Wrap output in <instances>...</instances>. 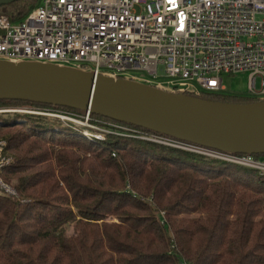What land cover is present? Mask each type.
I'll use <instances>...</instances> for the list:
<instances>
[{
	"label": "trees",
	"instance_id": "obj_1",
	"mask_svg": "<svg viewBox=\"0 0 264 264\" xmlns=\"http://www.w3.org/2000/svg\"><path fill=\"white\" fill-rule=\"evenodd\" d=\"M37 2L3 5L0 17L18 23ZM222 93L190 96L261 101ZM5 108L85 115L0 100ZM89 122L108 131L104 141L57 117L0 113L2 156L11 157L0 180L16 192L0 189V264H264L263 176L106 126L145 129L92 114Z\"/></svg>",
	"mask_w": 264,
	"mask_h": 264
},
{
	"label": "built area",
	"instance_id": "obj_2",
	"mask_svg": "<svg viewBox=\"0 0 264 264\" xmlns=\"http://www.w3.org/2000/svg\"><path fill=\"white\" fill-rule=\"evenodd\" d=\"M0 60L67 67L192 96L222 93V74L246 73L247 96L264 100V0H41L18 23L0 17ZM161 76L165 85L153 83ZM100 129L103 135H82L104 141L108 131ZM132 131L140 140L264 177V155L224 154ZM3 146L0 141V168L7 161ZM0 189L14 194L1 180Z\"/></svg>",
	"mask_w": 264,
	"mask_h": 264
},
{
	"label": "water",
	"instance_id": "obj_3",
	"mask_svg": "<svg viewBox=\"0 0 264 264\" xmlns=\"http://www.w3.org/2000/svg\"><path fill=\"white\" fill-rule=\"evenodd\" d=\"M21 0H0V7ZM0 100L85 112L230 155H264V100L207 101L82 70L0 60Z\"/></svg>",
	"mask_w": 264,
	"mask_h": 264
},
{
	"label": "rangeland",
	"instance_id": "obj_4",
	"mask_svg": "<svg viewBox=\"0 0 264 264\" xmlns=\"http://www.w3.org/2000/svg\"><path fill=\"white\" fill-rule=\"evenodd\" d=\"M40 1L41 0H38L37 3L39 4ZM135 73L136 74H140L142 76H147V74L144 73V72H135ZM147 78H149V76ZM167 81L168 80L165 77L161 76V77H158L155 81H153V83L159 82V83H162V84L165 85L167 83ZM221 84H222V86L224 88V91H223L222 94L235 95V96H247V74L246 73L222 74L221 75ZM3 112H17V113L27 112V113H35V114H41V115L42 114H44V115L50 114L49 116H51V117H54V115L65 116V117H68L71 120L65 121V119L61 120V118H59V117L58 118H59V120L62 121V123L68 124V125H70L72 127H75L77 133H79L83 138H85L82 135L83 132H86V133H90V132L93 133L94 132L96 135H98L97 133H100V134L103 133V131H100L101 129L99 127H96V125H92L89 121L86 122L85 121L86 117H84L82 114L68 113V112H65V111H60V113H58L57 111H53V112H49V111H35V110H32V109H27V108H5V109H0V113H3ZM46 112H48V113H46ZM93 124H95V123H93ZM107 124L108 125L106 127L108 129L115 130V131L118 130V131H116L117 134H122L124 136L133 137V131L132 130L131 131L130 130H120V128L116 127V125H114V124H111V123H107ZM120 131L122 133H120ZM143 134H142V132H138V134H136V135L137 136H144L145 134L144 135ZM101 135H103V134H101ZM5 160H7V161L4 163L3 166H6V165H8L11 162V157L7 156V157H5ZM231 171L233 173L237 174V175H240V176L247 175V174L248 175H252V176H257L255 173H250L244 168L243 169H239V167H236V166L231 167ZM3 184H4V186H7L8 188H10L14 192V194H9V196L13 197V196L16 195V192L13 189V187H11V185H8V184H5V183H3ZM68 231H69V228H68Z\"/></svg>",
	"mask_w": 264,
	"mask_h": 264
}]
</instances>
